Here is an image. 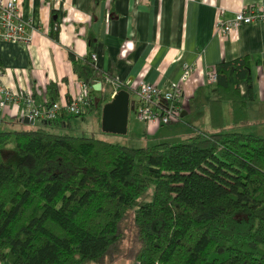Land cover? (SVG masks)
Here are the masks:
<instances>
[{
	"label": "trees",
	"instance_id": "16d2710c",
	"mask_svg": "<svg viewBox=\"0 0 264 264\" xmlns=\"http://www.w3.org/2000/svg\"><path fill=\"white\" fill-rule=\"evenodd\" d=\"M71 62L90 94H100L90 111L101 113L112 78L92 56L79 69ZM209 72L217 77L215 132L175 143L131 148L58 133L76 118L65 113L33 130H9L0 119V262L129 260L122 224L131 216L136 264H264V137L225 130L222 114L228 102L232 125L249 123L239 82L252 100L250 61ZM47 97L45 106L58 102L56 83L47 85Z\"/></svg>",
	"mask_w": 264,
	"mask_h": 264
},
{
	"label": "crops",
	"instance_id": "0c3cea01",
	"mask_svg": "<svg viewBox=\"0 0 264 264\" xmlns=\"http://www.w3.org/2000/svg\"><path fill=\"white\" fill-rule=\"evenodd\" d=\"M262 3L264 0H19L31 43L0 42V85L13 93H28L35 104L42 105L48 100L47 85L54 82L58 102L64 104L80 92L71 57L79 69L93 55L95 66L120 85L117 92L125 90L137 97L140 82L160 89L179 84L183 95L180 120L164 127L141 124L140 132L132 134V140L138 142H175L197 132H215L210 103L218 95L216 83H206V74L219 64L246 57L253 99L248 98L245 81L239 82V90L249 123L234 127L230 103L222 104L225 130L233 127L239 132L257 121L253 117L264 123V25H242L221 38L215 23ZM184 68H189V75L182 81ZM103 91L113 93L114 89L107 83ZM91 97L99 99L100 94ZM89 113L100 126L101 113ZM26 118L21 104L0 110L3 127L19 131L40 126ZM128 127L129 123L127 131Z\"/></svg>",
	"mask_w": 264,
	"mask_h": 264
},
{
	"label": "built area",
	"instance_id": "2783aa9c",
	"mask_svg": "<svg viewBox=\"0 0 264 264\" xmlns=\"http://www.w3.org/2000/svg\"><path fill=\"white\" fill-rule=\"evenodd\" d=\"M19 0H0V42L10 44L29 45L31 37L27 32L29 24L24 21L18 9ZM223 11H220V16ZM242 25H264V3L246 7L236 13L232 19H217L215 28L221 38H226ZM56 30V28H53ZM92 59L95 56L92 55ZM189 75V68H184L182 81ZM1 76V73H0ZM216 74L208 72L206 83H216ZM106 83L114 89L113 94L120 89V85L112 79ZM89 86L80 83L79 94L64 104L54 102L48 106L34 103L30 94L13 93L9 88L0 85V110L7 105H22L27 117L42 124H48L59 118L61 113L76 118H82L90 111L93 99ZM138 101L134 105L135 119L145 126L164 127L181 118L183 111V95L179 84H172L165 89L155 85L140 82L136 86Z\"/></svg>",
	"mask_w": 264,
	"mask_h": 264
},
{
	"label": "rangeland",
	"instance_id": "374dc122",
	"mask_svg": "<svg viewBox=\"0 0 264 264\" xmlns=\"http://www.w3.org/2000/svg\"><path fill=\"white\" fill-rule=\"evenodd\" d=\"M137 99L138 98L134 94L130 95L131 101L135 102L137 101ZM94 118L95 116L92 113H89L83 119L72 118L70 121L69 128H63L57 131L58 133H66L72 136H81V135L93 136L96 139H99L101 141H105V142L113 143V144L117 143V144L125 145L131 148L150 147L158 143H161V142L145 143L144 141L138 142L136 140H132V136H133L132 134L139 133L140 128L142 127V125L135 119L132 112H129V115H128L129 127H128L127 133L124 135H114V134L102 132L101 127L98 126V123L96 119ZM253 119L257 121H252V123L249 126L240 128L239 132L249 134V135L264 137V123L258 121L259 120L258 117H253ZM183 121H185V119ZM36 123H37L36 126L40 125V122H36ZM230 128L231 129L228 131L233 132L234 131L232 129L233 127H230ZM8 129L12 130L10 128ZM1 130L3 131L4 129L1 127ZM179 141L181 140H177L175 142H179ZM122 228H123V233L125 236L124 241H123V254H127L128 258L130 259L129 260H119V261L114 262L113 264H133L134 262L133 257H134V254L136 253L137 244H136V240H134L135 230L133 227L131 216H128L125 219V221L122 224Z\"/></svg>",
	"mask_w": 264,
	"mask_h": 264
},
{
	"label": "water",
	"instance_id": "95a60500",
	"mask_svg": "<svg viewBox=\"0 0 264 264\" xmlns=\"http://www.w3.org/2000/svg\"><path fill=\"white\" fill-rule=\"evenodd\" d=\"M94 92L101 91V84L96 83L92 86ZM99 99H95V105ZM134 102L130 100L129 93L125 90H119L111 97L109 102L102 105L100 127L102 132L124 135L127 133L128 115L134 111ZM28 118H26L27 121ZM33 120H30V124Z\"/></svg>",
	"mask_w": 264,
	"mask_h": 264
}]
</instances>
